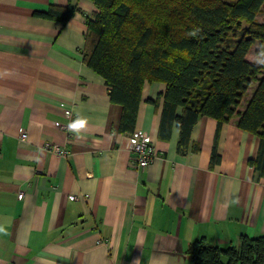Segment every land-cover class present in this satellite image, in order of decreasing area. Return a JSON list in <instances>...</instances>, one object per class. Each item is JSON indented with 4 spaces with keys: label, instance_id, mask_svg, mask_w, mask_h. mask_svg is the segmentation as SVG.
<instances>
[{
    "label": "crops",
    "instance_id": "0c3cea01",
    "mask_svg": "<svg viewBox=\"0 0 264 264\" xmlns=\"http://www.w3.org/2000/svg\"><path fill=\"white\" fill-rule=\"evenodd\" d=\"M50 6L73 12L36 14ZM94 11L92 0H0V264H192L195 239L264 235L257 136L201 115L177 152L175 126L157 136L162 81L141 88L133 130L156 155L136 166L120 106L82 61Z\"/></svg>",
    "mask_w": 264,
    "mask_h": 264
},
{
    "label": "trees",
    "instance_id": "16d2710c",
    "mask_svg": "<svg viewBox=\"0 0 264 264\" xmlns=\"http://www.w3.org/2000/svg\"><path fill=\"white\" fill-rule=\"evenodd\" d=\"M92 1L82 61L120 106L118 131L134 129L143 82L162 81L158 138L175 126L176 149L184 153L193 124L208 115L217 128L232 123L256 135L255 163L264 168V57L262 64L248 58L264 41V22L254 21L264 0ZM72 12L50 6L36 14L65 21ZM219 158L212 147L210 162ZM186 253L192 264H264V235L241 234L227 247L198 238Z\"/></svg>",
    "mask_w": 264,
    "mask_h": 264
},
{
    "label": "built area",
    "instance_id": "2783aa9c",
    "mask_svg": "<svg viewBox=\"0 0 264 264\" xmlns=\"http://www.w3.org/2000/svg\"><path fill=\"white\" fill-rule=\"evenodd\" d=\"M24 132L21 133V137H25ZM129 151L134 157V163L137 167H145L156 155V149L153 141L149 136L141 130H132L129 135ZM47 147L52 152L65 155L66 151L54 144H47ZM19 198L23 196V192L17 194ZM71 199H76L75 195H70Z\"/></svg>",
    "mask_w": 264,
    "mask_h": 264
},
{
    "label": "rangeland",
    "instance_id": "374dc122",
    "mask_svg": "<svg viewBox=\"0 0 264 264\" xmlns=\"http://www.w3.org/2000/svg\"><path fill=\"white\" fill-rule=\"evenodd\" d=\"M255 22H264V2L261 4L259 10L257 11L255 17ZM244 24V23H242ZM254 51H258L257 55H255ZM263 57H264V41H262L260 44H256V46L251 50L250 54L248 55L249 59H252L255 63L262 64L263 63Z\"/></svg>",
    "mask_w": 264,
    "mask_h": 264
}]
</instances>
